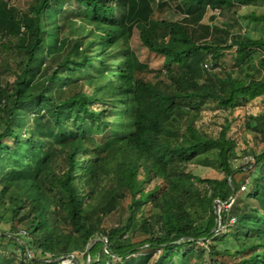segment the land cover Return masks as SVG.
<instances>
[{
    "label": "trees",
    "instance_id": "16d2710c",
    "mask_svg": "<svg viewBox=\"0 0 264 264\" xmlns=\"http://www.w3.org/2000/svg\"><path fill=\"white\" fill-rule=\"evenodd\" d=\"M201 1L209 4L195 15L178 11L179 20L136 25L145 49L163 63L156 72L130 44L138 0H27L23 7L0 0V52L22 55L9 66L0 53V221L10 224L0 247L22 250L25 264H124L148 245L160 252L152 264H189L199 252L189 246L211 240L208 264H226L218 259L225 255L237 256L230 264H264V171H254L252 191L235 181L233 173L252 163L234 167L232 122L217 134L200 132L191 100L212 98L227 111L264 96V76L238 79L214 64H204L212 71L204 82L195 80L207 50L235 46L242 56L264 49V34L245 28L264 25V14L247 11L236 20L225 10L253 0ZM215 10L219 23H203L204 12ZM171 121L185 124V144L162 140ZM252 129L264 140V121ZM11 142L36 157L11 155ZM201 146L216 148L223 181L189 171ZM242 186L258 207L236 195ZM230 198L214 230L216 201ZM104 249L120 263H106Z\"/></svg>",
    "mask_w": 264,
    "mask_h": 264
},
{
    "label": "rangeland",
    "instance_id": "374dc122",
    "mask_svg": "<svg viewBox=\"0 0 264 264\" xmlns=\"http://www.w3.org/2000/svg\"><path fill=\"white\" fill-rule=\"evenodd\" d=\"M20 4L22 7L25 5L27 0H12ZM167 1L169 8H164L163 11H159L157 8V2L155 4L150 0H140L142 9L138 7V10L131 21L128 23V36L130 40V44L136 51L141 61H144L149 64L152 70H156L158 72L162 69V61L155 54L149 52L142 44L141 39L139 38V32L137 30L136 25L139 23L148 26L153 21L156 20L160 23L161 21H175L180 18L178 11L180 14L187 13L195 15L197 14L202 6L207 7L209 4L208 1L204 2L201 0H159ZM235 7H230L225 10L226 15L234 16L236 20H239V17L247 11L255 12L257 16L264 14V0H253L248 5H244L242 2L236 1L234 3ZM242 9V14L240 15H232L233 12H237L235 9ZM75 11H78V6H75ZM238 13V12H237ZM213 16L216 19L214 22ZM211 15L210 12L206 11L203 14L202 21L205 24H218L221 20V14L219 15ZM157 23V22H155ZM244 27V26H243ZM251 29V32L254 36L259 37L261 34H264V25L260 24L259 26L256 24H251L249 22V26L245 27ZM236 47L228 46L221 47L217 50L210 49L202 53V66L200 64H195V80L199 83L204 82L206 79L207 73H211L210 71H206L204 64H214L218 66L220 70L230 74L234 78H246L248 75H253L256 78L262 79L264 76V66L260 65L261 59L264 60V49L255 48L252 52L246 53L242 56L235 55ZM1 56L8 60L9 66L13 65L14 61L18 63L21 60L22 55L15 50L0 52ZM257 59L256 64H252L251 59ZM188 61V60H186ZM163 72V70H162ZM207 72V73H206ZM114 73V71H112ZM8 75L9 80H12V76L10 73H6ZM179 88L182 86L179 84ZM197 105V118L194 122L195 127L202 133L209 134H217L222 128L224 123L229 120L232 122L231 131L229 132L237 143V149L235 150V157L238 158L234 162V167H246L245 159L246 157H252L254 159L248 170L244 169V171L233 173V178L238 183L240 182L242 185L246 184L249 189H253L254 187V178L257 173L254 171H264L262 166L255 167V162L257 158L260 157L261 154L264 153V140L255 133L252 129L256 124L262 123L264 121V96L257 97L251 100H242V102L238 103L237 107L233 110H223L217 107V100L212 98H193L191 99ZM167 127L170 131H162L161 138L163 141H168L171 144L176 142H181L182 144L186 143V140L179 134L183 133L185 130V124L181 122H169L167 123ZM11 155H21L22 157L26 156L25 160H32L36 157V153L29 150L25 147L24 143L21 142L20 145H14L11 142ZM197 156L192 160V164L190 165L189 171H191L194 175L200 176L202 178H210V179H218L223 181L225 179V173H223L221 165L219 164L217 158V150L216 148L207 146H201L197 148ZM253 153V154H250ZM6 154V153H4ZM3 154V155H4ZM241 157V158H240ZM14 165V164H13ZM255 167V169H253ZM250 174L248 179L246 176ZM245 178V182L244 181ZM248 189H242L237 192V196L241 199H244L250 206L258 207L257 200L253 197L248 196ZM128 200H123V204H126ZM228 203L224 202L220 205V210L224 207H227ZM219 209V207H218ZM10 227L8 223H1L0 221V233L2 231L7 232ZM261 238H264V223H261L259 226ZM221 229V227L219 226ZM145 236H139L131 240L132 243H137L142 241ZM6 241V240H5ZM213 243L211 240L202 242L199 241L195 244L189 246V248H193L194 250H198L199 252L195 254L197 257H201V262L203 264H208L210 261V250L208 246ZM217 244L219 242H216ZM4 245V244H3ZM116 245V244H114ZM1 246V244H0ZM227 248L230 247V244L226 245ZM233 252V250H231ZM160 255L159 248H155L148 245L139 246L137 251L130 256L127 257L124 264H152L155 262ZM103 256L106 259V263H120L119 260H112V257H108L105 249L103 251ZM82 257V255H80ZM195 257V258H197ZM195 258L191 259L189 264H194L197 262ZM237 258L236 255L233 257L229 255H225L224 257H219L218 259L223 260L226 264H230L235 261ZM21 259L22 263H26L24 259V255L22 250L18 252H14L12 249V245L0 247V264H16L17 260ZM72 262L68 260L63 261L60 264H71Z\"/></svg>",
    "mask_w": 264,
    "mask_h": 264
},
{
    "label": "built area",
    "instance_id": "2783aa9c",
    "mask_svg": "<svg viewBox=\"0 0 264 264\" xmlns=\"http://www.w3.org/2000/svg\"><path fill=\"white\" fill-rule=\"evenodd\" d=\"M213 13H214V14H218V10L213 11ZM253 161H254V159H253L252 157H246V159H245V164H249L250 162H253ZM242 189H245V187L242 186ZM217 201H218V200H217ZM232 202H233V199L230 198V200L227 202V203H228V206H227V207H224L222 210H227V209L231 206ZM221 204H223V203H220V201H218V203H216V207H217V209H218V207H219V209H218L219 213L222 211V210H220V205H221ZM104 242L107 243V239H104ZM106 252H107V251H106Z\"/></svg>",
    "mask_w": 264,
    "mask_h": 264
},
{
    "label": "water",
    "instance_id": "95a60500",
    "mask_svg": "<svg viewBox=\"0 0 264 264\" xmlns=\"http://www.w3.org/2000/svg\"><path fill=\"white\" fill-rule=\"evenodd\" d=\"M231 178H232V177H229V180H231ZM232 189H233V187H232ZM232 191H233V193H234V189H233ZM216 203H218V201H216ZM215 210H216V215L218 216V222H217L216 227L214 228V230H217L218 227H219V222L221 221V218H220V216H219L220 213H219L217 207H215ZM97 240H98V239H93V240L91 241V243H90V246H91L94 242H96ZM72 261H74V262L77 261L76 258H75L74 256H72ZM68 262H69V260H68Z\"/></svg>",
    "mask_w": 264,
    "mask_h": 264
},
{
    "label": "clouds",
    "instance_id": "9594fccd",
    "mask_svg": "<svg viewBox=\"0 0 264 264\" xmlns=\"http://www.w3.org/2000/svg\"><path fill=\"white\" fill-rule=\"evenodd\" d=\"M138 4H139L140 9H142L140 0H138ZM186 15H188V14H186ZM205 67L210 68V65L209 64H205Z\"/></svg>",
    "mask_w": 264,
    "mask_h": 264
}]
</instances>
